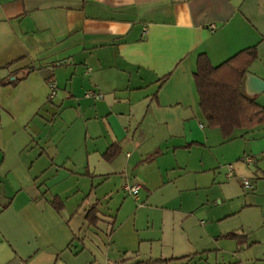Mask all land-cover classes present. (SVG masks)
Instances as JSON below:
<instances>
[{"label":"crops","instance_id":"crops-1","mask_svg":"<svg viewBox=\"0 0 264 264\" xmlns=\"http://www.w3.org/2000/svg\"><path fill=\"white\" fill-rule=\"evenodd\" d=\"M252 47L258 57L241 89L264 106V91L249 83L252 75L264 80V0H0V79L24 78L0 85V264H64L81 253L77 231L88 221L73 220L100 204V184L140 181L137 202L165 193L155 206L172 215V234L162 235L173 253L156 256L163 263L196 264L210 245L221 251L220 238L235 228H262L264 125L225 139L209 126L194 79L199 54L218 66ZM116 143L119 153L107 160ZM186 191L205 193L170 208L171 193ZM98 210L101 222L112 221ZM239 217L237 226L227 222ZM246 238H236L242 250Z\"/></svg>","mask_w":264,"mask_h":264},{"label":"rangeland","instance_id":"rangeland-1","mask_svg":"<svg viewBox=\"0 0 264 264\" xmlns=\"http://www.w3.org/2000/svg\"><path fill=\"white\" fill-rule=\"evenodd\" d=\"M54 128L56 134L60 133V135H63V133L66 132L61 122L57 123ZM253 156L252 154H247L244 158L247 161L248 158ZM230 164H234V162ZM73 182L74 179L67 181L65 183L66 187H75V183L72 184ZM91 183L90 179L81 180L79 186L82 190H85ZM98 187H101V189L97 190L99 189ZM98 187H94L95 195L93 199H98L100 201L99 208L101 215L105 217L112 216L113 219L110 223H103L100 221L96 227H89L87 223L83 226V229L78 230V238L81 239L78 242L79 250H77V252L81 253H77L70 257L66 255L64 264H179V261L178 263L170 261L163 263V261H158L156 257H161L166 252H172V245L165 243L163 237L167 233L172 234V228L168 226L170 222L168 224L166 222V219L172 215L169 216L167 211L162 209L161 206L159 208L155 206L161 205L166 196H164L165 193L158 191L153 197H151L150 194L148 199L143 197L145 196L144 194H140V201L137 202L135 200L136 196L126 194L120 186L100 184ZM109 189H111V191H108ZM204 193L205 192L197 193L194 191H186L179 197V192H173L171 196L176 206L169 207H177L180 203L187 206L194 201H198L199 195L202 196ZM217 195V192L214 190L213 196H211L213 199H211V201L218 199ZM78 200L79 196L72 198V201L69 200L68 208ZM140 202L144 204V207L140 206ZM213 204L214 202H212V205ZM228 209L232 208L226 206L221 213ZM83 213L86 212L84 210L79 212L80 217L73 220V225H76V223L79 224L82 220L87 221ZM240 217L228 219L227 222L237 226ZM243 218L244 217H241L242 221L245 220ZM227 222H225L224 225ZM244 230L246 233L243 234ZM244 230L235 228L234 232L247 237V244L251 243L252 240H261V237H264V226L253 232H251L248 227ZM258 231L261 234L256 233ZM112 232L114 234L110 235ZM220 241L225 242L221 247V251L214 250V244H208L210 245L206 249L208 251L202 253V255H205V258L203 260H198L196 264H216V262L217 264H264V261L255 258L264 253V242L256 244V247L251 250V247H248L246 244V248L242 250V248H240V245H242L241 240L238 243L237 239L222 237ZM168 253L165 255H168ZM165 255L164 258H166ZM201 261L203 263H201ZM59 264H63V262L61 261Z\"/></svg>","mask_w":264,"mask_h":264},{"label":"trees","instance_id":"trees-1","mask_svg":"<svg viewBox=\"0 0 264 264\" xmlns=\"http://www.w3.org/2000/svg\"><path fill=\"white\" fill-rule=\"evenodd\" d=\"M257 57L255 47L242 50L218 66L212 63L207 54L201 53L198 56L194 79L201 109L209 126L219 128L225 139L230 138L236 129H251L264 125V106L247 96L241 89L242 80ZM23 79L17 76L13 80L0 79V85H17ZM192 145L194 144H187L185 147ZM120 149V144H113L104 157L112 160ZM161 153L162 150L158 149L146 160L154 161ZM52 204L58 211L64 208V203L59 197H55ZM98 206L99 203H96L87 211L86 219L89 226H97L101 221ZM223 237L239 239L240 234L230 232Z\"/></svg>","mask_w":264,"mask_h":264},{"label":"built area","instance_id":"built-area-1","mask_svg":"<svg viewBox=\"0 0 264 264\" xmlns=\"http://www.w3.org/2000/svg\"><path fill=\"white\" fill-rule=\"evenodd\" d=\"M216 28V25L215 24H212L211 25V29H215ZM50 88H51V98H54V96L57 94V91H56V86L54 83H50ZM248 162L250 163H253L254 162V158L251 157V158H248L247 159ZM235 176L234 174V165L230 164L229 165V173H228V177H233ZM143 184L142 183H130V182H126L124 185H123V190L125 193L129 194V195H132V196H136L139 194L140 190L142 189V186ZM243 185L246 187V188H250L252 187V184H251V181L247 178H245L243 180Z\"/></svg>","mask_w":264,"mask_h":264},{"label":"water","instance_id":"water-1","mask_svg":"<svg viewBox=\"0 0 264 264\" xmlns=\"http://www.w3.org/2000/svg\"><path fill=\"white\" fill-rule=\"evenodd\" d=\"M249 83L253 91L263 92L264 91V80L257 76H250Z\"/></svg>","mask_w":264,"mask_h":264}]
</instances>
